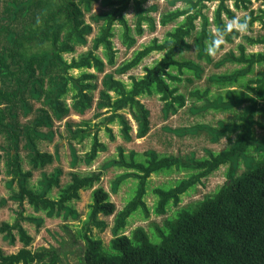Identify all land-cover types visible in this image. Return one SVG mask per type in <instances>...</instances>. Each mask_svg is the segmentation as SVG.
<instances>
[{
    "label": "trees",
    "instance_id": "1",
    "mask_svg": "<svg viewBox=\"0 0 264 264\" xmlns=\"http://www.w3.org/2000/svg\"><path fill=\"white\" fill-rule=\"evenodd\" d=\"M53 1L0 0V66L3 73L0 75V129L7 139L0 135V161L3 155L7 156L6 164L0 165V177L5 188L13 190L14 184L19 187V191L10 197V200L18 202L19 209L11 207L10 200L0 196V208L11 212L8 217L15 215L13 223L0 222V264H264V145L253 137L252 132L257 124L254 116L261 113V109L257 110L259 101H264V79L258 89L259 99L245 95L243 100L236 101L234 92L237 91L227 90L224 94L221 91L237 84L239 77L251 72L255 65L264 63V54L248 55L246 47L241 45L239 59L230 53L214 64L215 68L230 61L246 64L245 68L232 75L211 77V82L220 90L214 100L210 98L211 88L190 93L191 100L197 103L187 113L195 116L211 109L228 110L250 102L242 124L219 122L220 130L206 124L175 128V118L188 108V97L180 94L179 87L174 89L170 84V80L183 82L173 71L179 70L181 75H185L184 70L188 68L203 78L207 71L203 63H214L211 49L220 54L226 43L233 44L241 36L223 19V14L229 20L237 18L236 13L228 8L227 0H164V4L160 2L162 0H154L157 3L148 8L146 5L151 0H103L102 10L92 15L93 23L88 25L86 13H92L94 4L100 0H58L57 4ZM180 2L187 3L189 7L173 11L172 8ZM212 2H218L215 31L210 28V18L203 15L207 4ZM132 3L137 16L136 22L130 24L124 14ZM251 4L250 0H235L237 9ZM107 7L111 10L105 11ZM154 12L162 13L161 21L152 17ZM184 16H188L187 21L174 31L170 29L173 32L170 31L164 43L156 40L153 46L137 51L132 62L116 71L110 70L116 64L112 39L116 37L118 21L124 25L120 37L131 51L140 42L136 36L146 33L144 23L157 31L159 24L174 27ZM199 18H203L204 25L197 39V59L181 63L177 58L192 49L187 42L198 29L196 22ZM258 20L262 18L251 13L239 20V25L250 30ZM95 24L101 27V31L91 45L90 36L95 35ZM243 38L250 44H264V39ZM102 47L105 49L103 56L97 53ZM154 51H166L167 55L156 67L147 68L145 76L132 77L131 86L117 78L137 69ZM66 54L75 56L72 62L66 59ZM16 67L17 72L14 71ZM93 69L96 73L91 72ZM74 70L84 72L76 77L72 75ZM146 96L154 101L161 98L165 107L160 113H154L142 102L140 98ZM224 96L233 101L226 104ZM70 98L72 104L69 103ZM126 110L138 124L136 137ZM105 112L111 115L102 123L119 122L122 126L124 144L118 145L120 160L104 161L98 171L85 172L94 166L100 151L108 148L100 142L97 133L91 153L76 157L74 143H83L92 136L91 123L102 118ZM27 119H31L28 124L19 123H25ZM161 125L162 138L159 141L167 147L179 140L174 136L190 140L208 132L211 143L219 144L228 131H239V134L230 151L215 154L207 149L211 159L199 158L197 151H183L182 146L187 143L181 142H177L178 146L182 145L178 155L156 149L147 142L151 147L141 158L136 150V141L148 138ZM109 131L113 132L112 129ZM37 139L52 145L55 152L38 149ZM113 139L116 141L115 137ZM65 146L75 167L71 171H65L60 155ZM130 146L135 148L128 154ZM253 148L261 152L259 159L248 158L247 152ZM239 158L244 160L246 170L237 177ZM227 162L231 163L229 181L217 193L179 210L174 218L165 219L164 224L156 223L157 242L145 229L137 230L133 237L120 235L128 225V218L141 207L146 208L144 199L148 179L152 175L174 168L186 174L176 188L157 191L161 200L156 212L166 216L172 205H180L184 194ZM116 166L134 172L113 180L114 191L127 178L140 180L137 199L122 213H118V205L112 201V195L105 187L96 189L103 182L105 172ZM7 178L10 180L6 181ZM91 191L93 203L89 221L105 230L107 223L99 221L98 217L118 215L109 250L103 248L102 241L89 235L88 229L76 232L70 227V222L81 219L74 203L81 199V192ZM24 202H28L33 212L39 215L24 217ZM53 220L64 225L67 239L59 246L39 251L29 249L33 238L23 222L41 227ZM9 248L18 250L12 252L8 251Z\"/></svg>",
    "mask_w": 264,
    "mask_h": 264
},
{
    "label": "rangeland",
    "instance_id": "2",
    "mask_svg": "<svg viewBox=\"0 0 264 264\" xmlns=\"http://www.w3.org/2000/svg\"><path fill=\"white\" fill-rule=\"evenodd\" d=\"M120 1V0H113V2ZM251 5H243L240 9H237L235 6V0H227L228 8L236 13L237 18L235 20H229L226 14H223V19L225 20L228 27L237 29L240 32V37L236 38L233 44H225V49L220 53L217 54L213 49H211V45L209 44V49H211V55L213 59V64L209 65L207 62L203 63V66L207 69L206 74L203 78H199L194 71H190L186 68L185 75H181L179 70H174L173 73L175 75H180V78L183 82L178 83L170 80V84L174 89L180 88V94H185L188 97V108L182 110L183 114L181 116L176 117L175 121V128L181 129L185 127H192L196 125H210L211 128L214 130H220L221 126L218 124L219 122H224L226 125H240L242 121L245 120V110L247 107L251 106L250 102H246L244 104L235 105L234 108L228 110H217L211 109L210 111L205 112L200 116H195L194 114L187 113V111L192 107V105L196 104L190 98V93L193 91H201L205 92L207 89L211 88L210 98L214 100L216 94L220 91L218 90V85L211 82L212 76H229L235 73L236 71H240L241 69L246 67V64H241L238 61H230L222 65L220 68H215L214 64L221 61L226 55L233 53L238 59L240 58V46L243 45L246 47V53L248 55L262 53L264 54V44L256 43L250 44L247 40L243 37H250L254 40L256 39H264V0H250ZM57 4L58 0L53 1ZM164 4V0L160 1ZM157 2L151 0L147 5L146 8L152 7ZM94 11L92 13H86V24L93 23L92 18L94 14L98 13L99 10L103 8V0H100L99 3L94 4ZM189 7V5L185 2H180L175 8H172L173 11L177 9L185 10ZM114 8V7H113ZM218 8V2H212L207 4V8L203 11L204 17L210 18V25L211 30L215 31V12ZM111 10L110 7H107L105 11ZM195 13V12H194ZM251 13H255L257 16H260L262 20L256 21L250 30H247L245 26L239 25V20H243L245 17L249 16ZM152 17L161 21L162 13L154 12L152 13ZM124 16L126 17L127 21L130 24L135 23V19L137 16V11L135 9L134 3L131 4L130 9L125 12ZM188 16L181 17L176 23L174 27H162L159 24L157 31H153L148 24L144 23V29L146 31L144 36H136L137 39H140L138 45L129 51V47L124 43L123 39L120 37L122 34L121 31L124 30V25L118 21L116 27V37L112 39L114 43V53L116 57V64L115 67H110V70L116 71L120 69L125 64L132 62V59L135 58L137 51H143L148 47L154 45L155 41H160V43H164L168 38V34L170 31H174L176 27L184 24L187 21ZM198 29L194 31V33L188 38V42L192 49L187 50L184 54L180 55L177 59L181 63L189 62L192 59H197L198 49H197V39L203 30L204 20L203 18H199L196 22ZM95 35L90 36V42L92 45L93 39L100 33L101 27L95 24ZM172 29V30H170ZM172 31V32H173ZM215 33V32H214ZM42 49V48H40ZM33 50L38 51V48H34ZM104 47H102L97 53L101 56L104 52ZM2 52V48L0 46V54ZM166 51H154L149 56H146L145 60L139 65V67L135 70H132L129 74L125 75H118L117 78L125 82L127 85L131 86L132 77H143L147 74V68L156 67L162 60L166 57ZM66 59L69 62H72L73 57L72 55H65ZM14 71H18V68H14ZM84 71L74 70L72 71V75L79 77L80 74ZM92 73H96V70H91ZM2 73V69L0 66V75ZM3 75V73H2ZM264 79V63L255 65L251 72L246 73L245 75L239 77L238 83L234 84L233 87L229 89L221 90L224 94L227 90H235L234 92V99L236 101H241L246 96H249L254 99H259L258 96V89L261 86V80ZM192 81V82H191ZM221 85V84H219ZM114 96V94H113ZM144 104H146L154 113H160L161 109L165 107V103L161 101V98L158 97L157 101H154L153 98L149 96L140 98ZM233 99L224 96V102L231 103ZM259 107L257 110L261 109V113H256L254 119L257 124H255L252 128L253 137L258 140L261 144L264 145V101H259ZM72 104V100L70 98L69 101ZM128 113L130 120L132 121L134 127V136L136 137L139 131L138 124L136 120L132 117L128 110L125 111ZM110 113H106L102 118H96L92 123L89 129L91 130L92 136L88 137L83 143L82 142H75V150L74 155L76 157H83L87 153H91L94 139L98 136L101 143L105 144L108 148L107 150L100 151V156L98 160L94 163L92 168L84 170L85 172L91 171H98L101 167V164L104 161L120 160L119 156V146L120 144H124V140L122 138V126L119 122L114 124H107L103 122V119H106L110 116ZM21 115L20 117H22ZM79 119V118H78ZM31 119H27V121L19 122L21 124H28ZM162 123V120H161ZM163 125V124H162ZM161 126H158L149 136L145 139H138L136 142V150L139 153V156H142L146 153V151L154 145V148H158L161 151L164 149L166 153L173 152V155H178L180 149V145H177V142L187 143L182 146V150L185 152L188 151H197L199 158H208L211 159V155L208 154L207 149H210L213 153L219 154L225 150L230 151L231 147L235 144L239 131L228 133L222 137L219 144H212L211 143V135L208 132H202L201 134L191 138L190 140H182V137L174 136L175 140L174 145L167 147L161 145L159 138H162V133L160 129ZM109 129H112L113 132H110ZM0 135H3L4 139L7 141L5 132L0 129ZM98 133V135H97ZM229 134V135H228ZM97 135V136H96ZM173 136V135H172ZM116 138L114 141L113 138ZM37 146L38 149L42 151H54V147L52 145H48L47 142L43 140L37 139ZM151 144V145H149ZM66 143V141L64 142ZM9 144V142H8ZM135 146H130L129 150L126 153H130ZM2 153V152H0ZM72 155V152L70 153ZM60 155L63 157L64 160V169L65 171H71V169H75L71 157L69 155V150L65 146V149L60 151ZM248 158H255L259 159L261 152L257 151L255 148L251 149L250 152H247ZM7 162V156L3 155L0 165L3 166ZM238 168L236 170L235 175L238 177L241 175L242 172H245L246 166L244 164V160L239 158L238 159ZM81 166H85L81 164ZM86 167V166H85ZM231 169V163L227 162L226 164L220 165L216 170H214L210 175L205 176L202 181L199 182L196 186H194L188 193L184 194L181 197V203L178 206L172 205L168 209V213L166 216H160L157 214L156 209L159 207V202L161 200L160 194L157 193L159 190L165 189H172L176 188L179 181L185 178L186 174H182L178 172L177 168L169 172H163L160 174H154L148 179L147 183V194L145 196V203L146 208L141 207L140 210L134 214L132 217L128 218V225L125 229L120 231V235H126L128 237H133L135 232L139 229H145L146 232L150 235L153 241L157 242L159 239L157 238V230L155 228V224H164L165 219L167 218H174L176 213L184 208L191 207L196 205L197 203L203 201L206 197L211 196L217 193L228 181H229V174ZM134 171H130L126 168H119L118 166L110 169V171H106L103 177V182L96 186V189L100 187H105L108 192L112 195V201L118 205V213H122L126 211L129 205L137 199L139 193V186L140 180L136 178H127L120 187L114 191V183L112 182L117 177L123 176L125 174L133 173ZM10 179L7 178L6 181ZM118 180V179H117ZM116 180V181H117ZM19 191V187L14 184L13 190L5 188V182L2 181L0 177V196L4 197L5 199H9L14 192ZM92 192H81V199L76 201L74 204L76 209L81 214V219L79 221H72L70 222V227L76 231H85L88 229L89 235L94 237L95 239L102 241L103 248L105 250H109L111 246V242L114 239L112 230L115 226V222H117L118 215H114L111 217H107L104 215H100L98 217L99 221L106 222L107 228L103 230L101 227L96 226L91 221H89V214L91 212V205L93 203L92 199ZM11 207L14 209H19L18 202L10 200ZM24 217H29L30 215L38 216L39 214L33 212L32 207L28 204V202H24ZM6 211V215L5 212ZM10 211L7 209L0 208V222L7 221L9 223H13V215L12 217H8L10 215ZM90 222L89 225L87 223ZM24 227L29 231L30 235L33 238L32 245L29 249L33 251H39L43 248H47L49 246H59L62 241L67 239L66 234L64 233V225H58L57 222L54 220L49 222L46 226H38L37 224H33L30 222H23ZM18 250V249H17ZM14 249L9 248L8 251L17 252Z\"/></svg>",
    "mask_w": 264,
    "mask_h": 264
}]
</instances>
